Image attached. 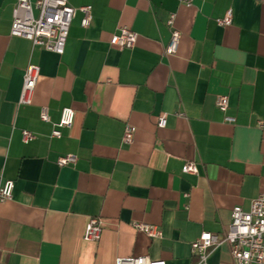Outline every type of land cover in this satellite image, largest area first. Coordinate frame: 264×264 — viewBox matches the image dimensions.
Listing matches in <instances>:
<instances>
[{
  "label": "crops",
  "instance_id": "0c3cea01",
  "mask_svg": "<svg viewBox=\"0 0 264 264\" xmlns=\"http://www.w3.org/2000/svg\"><path fill=\"white\" fill-rule=\"evenodd\" d=\"M16 2L0 0V174L14 183L0 203V264H196L190 244L221 236L232 209L264 193V0H67L76 13L62 55L10 35ZM228 11L231 25L219 26ZM171 16L180 39L167 55ZM123 26L137 34L131 49L110 44ZM28 65L39 78L20 105ZM65 108L73 123L53 138ZM66 155L76 161L59 167ZM187 161L196 174L182 172ZM91 217L102 221L96 242L83 240ZM207 264H232L228 247Z\"/></svg>",
  "mask_w": 264,
  "mask_h": 264
},
{
  "label": "built area",
  "instance_id": "2783aa9c",
  "mask_svg": "<svg viewBox=\"0 0 264 264\" xmlns=\"http://www.w3.org/2000/svg\"><path fill=\"white\" fill-rule=\"evenodd\" d=\"M190 5L192 0H182ZM82 14L81 26L86 28L91 23V7L82 6L77 9ZM76 13V9L68 5L67 0H17L12 13L10 35L28 40L33 46H40L47 51L62 55L68 37L69 28ZM232 23L231 12L228 11L222 19L217 20L221 27L230 26ZM170 27V40L165 49L167 55L177 52L180 33L173 27V17L167 21ZM137 40V34L128 27H120L119 33L113 35L110 44L118 49H131ZM39 78V69L35 65H28L23 73L22 86L19 96L20 105H29ZM216 107L225 112L228 108V99L219 96L216 99ZM40 120L48 122L47 110L42 108ZM74 111L65 108L61 111L60 119L51 133V137L58 138L60 132L57 128L70 127L73 123ZM225 121L233 123V119L226 117ZM165 117L158 120L159 127H165ZM134 129L130 125L125 126L122 143L133 142ZM33 135L28 131L22 132L24 143L29 142ZM76 158L72 155L59 157L56 161L59 167L73 164ZM182 172L196 174L197 166L192 161H187ZM14 183L5 180L0 174V203L8 201L12 197ZM133 227L143 232L150 238H158L159 232L155 227L146 224H134ZM102 233V221L97 217L89 218L84 229L83 240L96 242ZM229 249L232 264H264V193L258 195L250 204L248 211L236 206L230 213V224L221 235L201 233L190 244L191 254L196 258V264H207L209 251L220 246ZM114 264H165L164 261H152L146 257L117 258Z\"/></svg>",
  "mask_w": 264,
  "mask_h": 264
}]
</instances>
